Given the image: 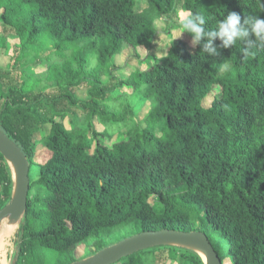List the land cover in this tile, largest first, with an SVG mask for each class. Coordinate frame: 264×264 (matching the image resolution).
I'll return each mask as SVG.
<instances>
[{"label":"trees","instance_id":"16d2710c","mask_svg":"<svg viewBox=\"0 0 264 264\" xmlns=\"http://www.w3.org/2000/svg\"><path fill=\"white\" fill-rule=\"evenodd\" d=\"M136 4L0 0V129L30 163L12 264H73L83 245L91 257L160 230L219 240L223 263L264 264V48L244 55L246 44L237 41L210 56L171 30L170 52L152 54L159 19L184 9L203 15L206 30H214L228 12L241 22L264 19L261 0H148L142 11ZM132 51L123 65L115 63ZM132 63L137 69L118 79ZM127 86L151 101L144 122L137 108L111 105L118 100L113 90ZM109 124L123 126L118 136L108 133ZM13 187L0 154V211ZM169 261L205 264L176 246L138 251L115 264Z\"/></svg>","mask_w":264,"mask_h":264},{"label":"water","instance_id":"95a60500","mask_svg":"<svg viewBox=\"0 0 264 264\" xmlns=\"http://www.w3.org/2000/svg\"><path fill=\"white\" fill-rule=\"evenodd\" d=\"M0 154L8 162L14 185L11 202L0 211L1 232L3 222L6 220L17 221L23 219L27 211L30 192V163L19 146L1 129ZM156 246L186 248L199 254L205 264H222L218 253L206 234L202 232H177L171 230L137 234L73 264H115L138 251ZM198 251L202 252L205 259Z\"/></svg>","mask_w":264,"mask_h":264},{"label":"rangeland","instance_id":"374dc122","mask_svg":"<svg viewBox=\"0 0 264 264\" xmlns=\"http://www.w3.org/2000/svg\"><path fill=\"white\" fill-rule=\"evenodd\" d=\"M148 7V0H137V4L135 5V11H140L146 9ZM188 12L184 9H180L176 15L170 16L167 20L159 19L156 24L155 28L157 29L159 33V38L156 43V46L154 50L152 51V54L158 57H162L164 55H167L170 52V47L173 39L169 35L170 31L172 30L173 35L175 37H179L181 34V26H180V20L186 15ZM180 37H184L186 39H192L191 35L187 32L183 33ZM141 57H144V51L142 49L138 52ZM129 54L136 55L135 51H132L131 53H125L121 57H118L115 59V63L118 65H123ZM137 63H132L131 68H129V71L125 73L118 74L116 77L118 79H126L129 77V74L137 69ZM115 87V84L112 86ZM113 97L117 98L118 100H114L111 105L114 106H126L131 105L135 108H137L136 113L138 114V120L139 122H144L145 118L149 115L152 105L150 100L142 99L141 96L138 93H134L133 90L127 86L124 89L116 87L113 90ZM166 122V117H162V120L158 122L156 129L154 130L153 135L157 136V138H162L163 134L162 131L164 129V125ZM137 121L134 125H137ZM123 126L117 128V124H109L108 125V133H117L116 136L120 134V129ZM145 127V125H142V128ZM36 178V175L34 176ZM152 205L154 206L155 210L157 212H160L162 210V205L157 203V200L152 198L150 200ZM23 222V219L12 221V220H6L3 222L0 232V260L1 262H5L6 264H12L14 257L17 252V244L19 242V230L21 227V224ZM12 227V228H11ZM119 239V238H118ZM117 238H114V242L118 240ZM219 240L213 241V247L216 250L217 243ZM223 248V247H222ZM220 248V253L223 257H227V249L226 248ZM90 245H83L79 247L76 252L75 256L78 261L84 260L88 257L89 254ZM167 264H176L175 261H169ZM222 264H231V261L226 258L225 262Z\"/></svg>","mask_w":264,"mask_h":264},{"label":"clouds","instance_id":"9594fccd","mask_svg":"<svg viewBox=\"0 0 264 264\" xmlns=\"http://www.w3.org/2000/svg\"><path fill=\"white\" fill-rule=\"evenodd\" d=\"M261 8H264V0H261ZM205 24L203 15L188 13L180 20V36L189 33L192 47L200 46L201 51L210 56H219L220 47H233L237 41L246 44L244 55L249 54L251 48H264V19L259 16H248L241 22V16L233 11L218 21L214 30H206ZM217 39L221 41L219 47L214 43Z\"/></svg>","mask_w":264,"mask_h":264},{"label":"bare ground","instance_id":"6f19581e","mask_svg":"<svg viewBox=\"0 0 264 264\" xmlns=\"http://www.w3.org/2000/svg\"><path fill=\"white\" fill-rule=\"evenodd\" d=\"M12 228V227H11ZM201 255H202V257L205 259V256L202 254V252H200V251H198ZM1 264H6L5 262H1Z\"/></svg>","mask_w":264,"mask_h":264}]
</instances>
